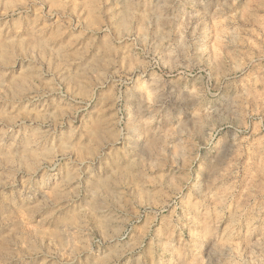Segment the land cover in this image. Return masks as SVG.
<instances>
[{"label": "rangeland", "instance_id": "374dc122", "mask_svg": "<svg viewBox=\"0 0 264 264\" xmlns=\"http://www.w3.org/2000/svg\"><path fill=\"white\" fill-rule=\"evenodd\" d=\"M0 264H264V0H0Z\"/></svg>", "mask_w": 264, "mask_h": 264}]
</instances>
